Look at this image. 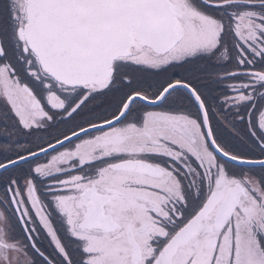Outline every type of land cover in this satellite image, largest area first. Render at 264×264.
<instances>
[{"label":"snow or ice","instance_id":"6c2138e0","mask_svg":"<svg viewBox=\"0 0 264 264\" xmlns=\"http://www.w3.org/2000/svg\"><path fill=\"white\" fill-rule=\"evenodd\" d=\"M0 264H264V0H0Z\"/></svg>","mask_w":264,"mask_h":264}]
</instances>
